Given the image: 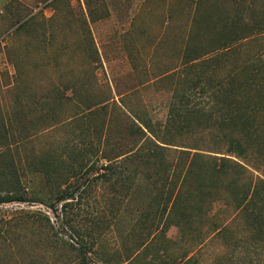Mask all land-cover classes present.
I'll return each mask as SVG.
<instances>
[{"label": "rangeland", "instance_id": "rangeland-1", "mask_svg": "<svg viewBox=\"0 0 264 264\" xmlns=\"http://www.w3.org/2000/svg\"><path fill=\"white\" fill-rule=\"evenodd\" d=\"M223 23L225 33L241 30L237 36L248 39L182 75L188 39L218 35ZM198 72H207L203 80L210 82L239 73L241 94L232 106L244 125L257 127L256 137L240 136L250 140L249 159L259 170L227 154L228 141L211 126L220 113L210 99L189 115L195 145L171 148L230 157L253 178L194 177L192 218L176 212L144 219L131 211L147 202L137 196V183L153 194L173 193L186 161L175 157L164 172L145 160L128 161L123 174L108 177L98 168L107 164L104 156L133 148L127 124L134 115L164 121L168 106L180 108L185 79L189 73L201 77ZM73 88L91 105L112 97V137L103 112L71 121L64 94ZM3 131L8 139L0 142V195L14 200L0 203V264H172L201 238L206 243L199 264H264V241L256 239L248 213L264 212V203H245L255 175L264 180V0H0ZM83 183L82 198L61 211V192ZM40 213L54 229L44 227ZM223 216L230 221L215 236ZM81 244L95 252L81 254Z\"/></svg>", "mask_w": 264, "mask_h": 264}, {"label": "trees", "instance_id": "trees-1", "mask_svg": "<svg viewBox=\"0 0 264 264\" xmlns=\"http://www.w3.org/2000/svg\"><path fill=\"white\" fill-rule=\"evenodd\" d=\"M223 24L224 26L222 30H219L220 34L218 33V35L204 34L199 36V40L194 39L197 42L193 40V37L188 39L183 50L184 67L180 70L182 75L184 74L186 67L188 70L196 72L195 68L202 63H206V61L210 60L219 50L231 51L239 40L248 39L247 35L237 36L241 30H230L231 32L225 33L226 25L225 23ZM241 27L242 25H240V28ZM171 73L166 76H171ZM198 73L201 77L197 74L191 75V73H189L188 78L191 79H185L183 94L181 96V107L174 111L171 106H168L169 110L167 111V116L164 121H154L151 118L148 119L144 116L141 117L139 114L134 115L135 119H130L127 124V136L133 141V148L121 150V152L114 158H109L107 155L104 156V158H108V162L98 168V170H103V172L98 175L108 177L113 174H123L122 171L125 169V165L128 161L145 160L144 162L146 164L153 167L158 166V169H163V172L169 165L170 160L175 157L181 162L186 161L187 168L180 171V173H182L181 182L178 189L173 193H165L164 195L158 193L153 194L149 192L146 183H137V196L147 202L141 201L144 207L134 206L131 211L136 214L138 213V215L144 217V219L153 220L159 214H165L168 219L169 216H173V214L175 215L176 212L184 218H192V215L194 214L193 210H190L188 207V200L191 189V180L194 177H199L210 172L211 175L217 177H225L230 174H236L239 176L241 174L243 178H253L254 173L252 171L246 169L242 163L230 157L210 156L197 151L192 152L190 150H176L171 148V144L173 143H181L183 144L182 146L186 144L185 147L188 148H190V146L187 145H195L189 142L193 141V137L196 135L195 130L189 128L190 123H192L189 115L193 114V112L195 113V110H202V106L205 105L204 103L210 99H212L211 106L220 113L217 120L215 122L212 121L211 126L216 127L217 130L215 131L219 133L221 138L228 141L226 148L227 154L234 155L239 160H242L256 170H259V167L252 164L249 159L251 155L250 151H252L250 148V140L240 136L244 133L249 136L250 133L252 136L254 134V137H256L258 132L257 127L255 128L254 126H251V128H249L248 125H244L240 121L239 111L236 112L235 108L232 106V104L236 105L238 101L237 98H239L241 94V89L236 84L235 78V76L238 77L239 73L235 72L231 74L230 72L227 78H216V80L211 82L203 80L205 79L207 72ZM210 79H213V77H210ZM78 94L79 91L77 88H73L71 94H64V103H66V105L70 104L72 107V109L69 110L72 113L71 121L79 114L94 115L103 112V115L105 114L107 117L106 126L108 129H105L106 135L108 134V137H110V135L112 137L111 133L115 132L110 128V125L112 124L111 122H113V116L111 115V112H108L110 110L109 107L114 102L110 101L112 97L91 105L89 102H86V100L81 101ZM204 114H206V112H204ZM195 119H197V116ZM171 126L175 128L171 129ZM204 128L207 129L208 126H205ZM7 139L6 131H3V134H0V142H4ZM182 140L185 142H181ZM90 141H92V139ZM203 157L210 161H205ZM135 170L140 173L138 168ZM144 172L146 174L148 173V178H151L148 170H144ZM255 178L256 180L254 181L252 188L251 185H249L246 192V205L256 200L264 203V180L260 179L257 175H255L254 179ZM83 185L84 183L76 184L73 189H66L61 192L58 196V200L63 202L60 208L61 211H66L68 205L74 201H79L82 198ZM13 200V198L0 195V203ZM166 204H169V206ZM248 213L249 226H251V229L256 227L258 232L256 231L255 233H259V235L256 236V239L264 241V222H262L264 220V212L248 211ZM40 216L41 219L46 221L44 227H47L50 231L54 229L49 216L41 213ZM218 221L219 222L215 224V229H213V231H215L213 233L211 232L215 236L221 235L227 227L230 218L223 216ZM2 222H5V220L3 221V219H0V224ZM9 222H11V220H8V223ZM205 243V238H201L195 243V246H193L191 250L189 249L177 262L172 264H199V259L201 252L205 247ZM84 247H87V244H81L80 248L83 249H80L82 251L81 254L83 253L85 255L87 251L95 252L91 246L90 248ZM85 249L90 250L85 251ZM135 260H137V257L133 262H135Z\"/></svg>", "mask_w": 264, "mask_h": 264}]
</instances>
